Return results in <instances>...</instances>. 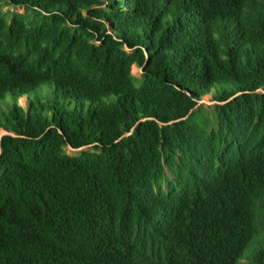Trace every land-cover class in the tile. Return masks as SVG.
<instances>
[{
	"label": "trees",
	"instance_id": "1",
	"mask_svg": "<svg viewBox=\"0 0 264 264\" xmlns=\"http://www.w3.org/2000/svg\"><path fill=\"white\" fill-rule=\"evenodd\" d=\"M0 264H264V0H0Z\"/></svg>",
	"mask_w": 264,
	"mask_h": 264
},
{
	"label": "rangeland",
	"instance_id": "2",
	"mask_svg": "<svg viewBox=\"0 0 264 264\" xmlns=\"http://www.w3.org/2000/svg\"><path fill=\"white\" fill-rule=\"evenodd\" d=\"M3 6V10L5 13H20V14H27L30 15L31 20L34 21L36 20L35 15L32 12H28L25 9H16L14 7H9L7 5H5L4 3H2ZM133 74L138 78V79H143L144 75H143V68L140 67L139 65H134L133 66ZM212 94H209L207 96L204 97V100L201 102V104H203L205 106V110L207 111V113L211 114V112L214 110V106L216 105V102L213 101L212 98ZM67 152L71 155H75L77 154L76 151L72 150V149H68ZM169 174V178H172V174L168 171Z\"/></svg>",
	"mask_w": 264,
	"mask_h": 264
}]
</instances>
